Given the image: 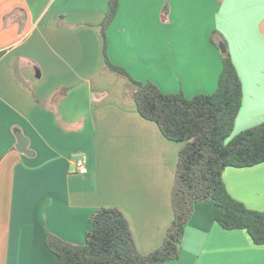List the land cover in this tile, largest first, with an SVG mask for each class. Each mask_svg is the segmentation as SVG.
I'll return each mask as SVG.
<instances>
[{"label":"crops","instance_id":"obj_1","mask_svg":"<svg viewBox=\"0 0 264 264\" xmlns=\"http://www.w3.org/2000/svg\"><path fill=\"white\" fill-rule=\"evenodd\" d=\"M0 0V264H58L52 232L86 242L90 217L115 206L139 251L163 243L185 142L165 137L132 97L135 79L191 98L213 93L225 42L243 100L232 135L264 121V0ZM84 157L88 172H77ZM229 192L264 210V162L227 167ZM198 202L169 264H264V244Z\"/></svg>","mask_w":264,"mask_h":264},{"label":"trees","instance_id":"obj_2","mask_svg":"<svg viewBox=\"0 0 264 264\" xmlns=\"http://www.w3.org/2000/svg\"><path fill=\"white\" fill-rule=\"evenodd\" d=\"M118 5L119 0H110L101 24L105 50L106 31ZM222 58L216 90L188 98L183 92L164 93L150 80H137L106 57L109 67L135 86L131 94L139 113L154 121L168 139L185 142L172 188L174 218L161 246L143 254L124 212L115 206L101 207L90 217L84 244L66 241L52 232L47 235L46 245L58 257V264H169L180 257L195 205L207 201L218 207L216 221L223 228L244 229L256 244H264V210L250 209L232 196L223 179L227 167L264 162V121L230 138L242 106L243 85L228 46Z\"/></svg>","mask_w":264,"mask_h":264},{"label":"built area","instance_id":"obj_3","mask_svg":"<svg viewBox=\"0 0 264 264\" xmlns=\"http://www.w3.org/2000/svg\"><path fill=\"white\" fill-rule=\"evenodd\" d=\"M75 167H76L77 172L80 174H86L88 172L87 162H86V159L84 157H80L76 161Z\"/></svg>","mask_w":264,"mask_h":264},{"label":"water","instance_id":"obj_4","mask_svg":"<svg viewBox=\"0 0 264 264\" xmlns=\"http://www.w3.org/2000/svg\"><path fill=\"white\" fill-rule=\"evenodd\" d=\"M261 29H262V32L264 34V21L262 22ZM219 48H220L221 52H226L227 51V46H226V44L224 42H220Z\"/></svg>","mask_w":264,"mask_h":264},{"label":"rangeland","instance_id":"obj_5","mask_svg":"<svg viewBox=\"0 0 264 264\" xmlns=\"http://www.w3.org/2000/svg\"><path fill=\"white\" fill-rule=\"evenodd\" d=\"M233 137V135H231V137L230 138H232Z\"/></svg>","mask_w":264,"mask_h":264}]
</instances>
